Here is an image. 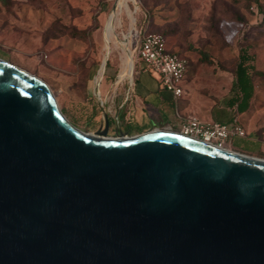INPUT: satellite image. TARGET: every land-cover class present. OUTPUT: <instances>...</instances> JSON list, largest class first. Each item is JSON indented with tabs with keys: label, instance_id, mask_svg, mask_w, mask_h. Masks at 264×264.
<instances>
[{
	"label": "water",
	"instance_id": "95a60500",
	"mask_svg": "<svg viewBox=\"0 0 264 264\" xmlns=\"http://www.w3.org/2000/svg\"><path fill=\"white\" fill-rule=\"evenodd\" d=\"M108 130L0 59V264H264V159Z\"/></svg>",
	"mask_w": 264,
	"mask_h": 264
},
{
	"label": "rangeland",
	"instance_id": "374dc122",
	"mask_svg": "<svg viewBox=\"0 0 264 264\" xmlns=\"http://www.w3.org/2000/svg\"><path fill=\"white\" fill-rule=\"evenodd\" d=\"M116 1L0 0V59L45 82L66 118L86 132L104 128L107 121L110 137L168 128L178 132V122L189 115L210 121L213 109L226 106L234 94L243 47L264 72V14L255 0H130L116 16L108 42L106 25ZM144 32L163 34L168 48L189 63L178 114L175 102L158 109L134 96ZM197 49L206 51L212 64L202 62ZM128 59L131 76L120 79ZM255 84L250 109L236 114L247 136L233 138L228 149L264 159V77H256Z\"/></svg>",
	"mask_w": 264,
	"mask_h": 264
},
{
	"label": "built area",
	"instance_id": "2783aa9c",
	"mask_svg": "<svg viewBox=\"0 0 264 264\" xmlns=\"http://www.w3.org/2000/svg\"><path fill=\"white\" fill-rule=\"evenodd\" d=\"M138 57L143 70L158 78L162 90L171 93L175 99L184 95L183 83L188 61L180 53L168 48L165 37L153 32L142 33ZM168 130L173 131L171 128ZM178 132L223 149H228L233 138L247 136L245 128L238 121L229 124L205 122L196 116L181 118Z\"/></svg>",
	"mask_w": 264,
	"mask_h": 264
},
{
	"label": "trees",
	"instance_id": "16d2710c",
	"mask_svg": "<svg viewBox=\"0 0 264 264\" xmlns=\"http://www.w3.org/2000/svg\"><path fill=\"white\" fill-rule=\"evenodd\" d=\"M258 12L264 14V5L261 4V0H255ZM237 22L244 23V19L241 17L236 18ZM157 33V32H153ZM161 34V33H158ZM165 37L163 34H161ZM166 38V37H165ZM190 48H193L190 46ZM201 61L208 64H212V60L209 54L202 50L197 49ZM189 66V63H188ZM256 77H264V72L259 71L255 65V56L250 53L248 47L240 49L238 55V61L234 70L235 82L233 85V96L228 101V107L235 108L234 114H243L250 109L251 103L256 95ZM222 121V118H219ZM142 131H140L141 133ZM143 133V132H142Z\"/></svg>",
	"mask_w": 264,
	"mask_h": 264
},
{
	"label": "crops",
	"instance_id": "0c3cea01",
	"mask_svg": "<svg viewBox=\"0 0 264 264\" xmlns=\"http://www.w3.org/2000/svg\"><path fill=\"white\" fill-rule=\"evenodd\" d=\"M185 84L186 81H184L183 83L184 91H186ZM132 91L135 97L145 98L146 100L153 102L154 104L157 105L158 109L163 108L165 102H175L177 106L176 113L178 114L179 105L177 102L180 98L175 99L171 93L162 90L159 86L158 78L154 75L145 72L143 68L139 70L137 74V80L132 84ZM228 101L226 106H221L213 109V113L211 114L210 118L207 119L210 121H206V122L214 121V122L229 124L234 121H237L236 114H234L235 108L228 107ZM190 116H195V115H189V117ZM187 117L188 116H185L183 118H187ZM219 118H222V121H220Z\"/></svg>",
	"mask_w": 264,
	"mask_h": 264
},
{
	"label": "bare ground",
	"instance_id": "6f19581e",
	"mask_svg": "<svg viewBox=\"0 0 264 264\" xmlns=\"http://www.w3.org/2000/svg\"><path fill=\"white\" fill-rule=\"evenodd\" d=\"M130 0H117L115 5H116V9L114 10L113 14L110 16L109 20H108V23L106 25V32H105V37H106V40L108 42L111 41L112 39V36L113 34L115 33L114 32V22H115V18L117 15H119L124 9H128V2ZM111 11V9H110ZM124 13V12H123ZM132 13V12H131ZM133 21V20H132ZM120 23V22H119ZM104 30V29H103ZM102 32V31H101ZM129 35V34H128ZM130 36V35H129ZM117 37V36H116ZM114 42V41H112ZM103 44V43H102ZM115 44V43H114ZM117 44V42H116ZM128 45V44H127ZM125 47V46H124ZM129 47V46H128ZM130 53V52H129ZM110 56V55H109ZM133 57V56H132ZM134 60V59H133ZM108 61V59H107ZM107 68V67H106ZM132 70H133V62L128 59L127 62L125 63V66H124V69L121 73V75L119 76L120 79H124L125 77H130L131 76V73H132ZM106 73V72H105ZM98 75V74H97ZM95 77V76H94ZM103 79V78H102ZM96 81V80H95ZM99 84V83H98ZM97 88V87H96ZM100 91V90H99ZM98 92V91H96ZM100 93V92H99ZM98 93V94H99ZM97 94V95H98ZM102 94V93H101ZM160 130V129H159ZM171 131V130H169Z\"/></svg>",
	"mask_w": 264,
	"mask_h": 264
}]
</instances>
